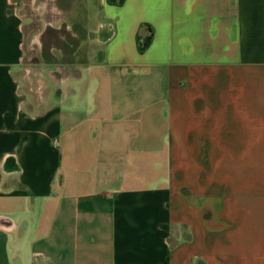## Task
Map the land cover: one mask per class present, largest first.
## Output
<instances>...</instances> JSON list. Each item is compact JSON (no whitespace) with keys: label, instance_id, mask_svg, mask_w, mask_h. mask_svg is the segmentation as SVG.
<instances>
[{"label":"crops","instance_id":"obj_1","mask_svg":"<svg viewBox=\"0 0 264 264\" xmlns=\"http://www.w3.org/2000/svg\"><path fill=\"white\" fill-rule=\"evenodd\" d=\"M55 1L0 0V264H264V0H78L31 63Z\"/></svg>","mask_w":264,"mask_h":264},{"label":"rangeland","instance_id":"obj_2","mask_svg":"<svg viewBox=\"0 0 264 264\" xmlns=\"http://www.w3.org/2000/svg\"><path fill=\"white\" fill-rule=\"evenodd\" d=\"M55 2L47 8L49 13L52 11L51 16L53 18H50V14L46 15L47 19H51L50 21L46 19L45 24H43L35 17L33 24L27 28L26 54L27 60L29 59L31 63H44V59L59 60L68 47L77 48L79 46L77 37L71 35L75 32L72 30L74 27L64 24L66 20L64 10L69 9L70 5H73L72 11L69 12L70 18L77 20L81 15L79 1L73 3V0H56ZM26 4L25 7L31 15L30 4L28 2ZM48 23H51L52 27ZM69 28L72 30L71 32Z\"/></svg>","mask_w":264,"mask_h":264},{"label":"trees","instance_id":"obj_3","mask_svg":"<svg viewBox=\"0 0 264 264\" xmlns=\"http://www.w3.org/2000/svg\"><path fill=\"white\" fill-rule=\"evenodd\" d=\"M106 2L111 6L122 7L125 4L126 0H106ZM144 29L149 32L148 36H142L141 32ZM153 36H154V30L150 26L143 25L141 27L137 37V46L140 54H143L145 53V51H147V49L152 43Z\"/></svg>","mask_w":264,"mask_h":264}]
</instances>
